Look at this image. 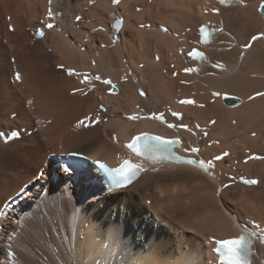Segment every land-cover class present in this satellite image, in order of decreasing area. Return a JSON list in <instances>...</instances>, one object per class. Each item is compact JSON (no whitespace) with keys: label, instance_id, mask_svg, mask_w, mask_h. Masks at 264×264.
Listing matches in <instances>:
<instances>
[{"label":"bare ground","instance_id":"bare-ground-1","mask_svg":"<svg viewBox=\"0 0 264 264\" xmlns=\"http://www.w3.org/2000/svg\"><path fill=\"white\" fill-rule=\"evenodd\" d=\"M238 1L221 8L213 0H0V132H20L0 142V206L33 182L6 217L0 264H217L211 239L251 224L264 237V0ZM114 16L125 28L113 27ZM202 21L219 29L208 59L226 70L188 76L194 63L186 53ZM139 22L150 29L138 31ZM89 75L100 82L81 83ZM223 96L241 103L228 106ZM182 99L193 105L182 107ZM169 108L184 113L169 135L215 160L213 179L185 166H146L132 187L102 194L53 161L37 178L50 153L80 152L117 166L129 156L123 145L132 134L165 133L147 116ZM238 176L258 185L243 187ZM253 264H264L263 244Z\"/></svg>","mask_w":264,"mask_h":264},{"label":"snow or ice","instance_id":"snow-or-ice-1","mask_svg":"<svg viewBox=\"0 0 264 264\" xmlns=\"http://www.w3.org/2000/svg\"><path fill=\"white\" fill-rule=\"evenodd\" d=\"M114 2L118 3V0H114ZM221 3H223V0H221ZM49 16L51 17V12H49ZM48 27L52 28L53 25L49 24ZM201 32H204L203 28L201 29ZM252 39L256 40L258 39V37L254 36ZM190 55L199 56L200 54L190 53ZM186 71H190V69H186ZM17 79H19V76H17ZM105 83H107V81ZM258 95H264V93H258ZM181 103H192V101H181ZM174 115H177V114L174 113ZM156 118L161 119V117H156ZM130 119H135V117H130ZM168 126L173 127V125L171 124H169ZM12 135L15 136V133H12ZM154 139L161 145L167 144V143H175V141H164L160 137H155ZM134 145H135V141H133V144L129 145V147L132 148L134 147ZM192 151H198V150L193 149ZM137 155H139V153H137ZM217 159H220V157H217ZM98 167L109 175L111 179V183L114 184L115 187L117 188L127 187L129 184L132 183L133 179L135 178L137 174L136 166L130 164L127 161H125L122 167L119 169H108L103 164H99ZM252 183L255 184L256 181H252ZM221 243H222V246L228 249V252L231 254V258L235 259L236 264H243L241 253H244L247 251V241L243 235H241L237 239L224 240Z\"/></svg>","mask_w":264,"mask_h":264},{"label":"rangeland","instance_id":"rangeland-1","mask_svg":"<svg viewBox=\"0 0 264 264\" xmlns=\"http://www.w3.org/2000/svg\"><path fill=\"white\" fill-rule=\"evenodd\" d=\"M89 4L91 5V3H89ZM121 13H122V12H121ZM135 13H138V12L135 11ZM121 15H122V14H121ZM1 17H2V16L0 15V20L2 19ZM111 17L113 18V16H111ZM121 19H122V18L117 19V18L114 16V19H113V27H115V29H116L117 31H120V30H122V28H125V27L123 26V25H124V20H123L124 18H123L122 20H121ZM78 20H79V18H78ZM139 23H140V24L143 23L144 25H140V24L137 23V25L140 26V27L137 26V30H138V31L140 30V28H141V29L143 28V27H141V26H144L145 29H146V25L148 24L147 22H146V23H145V22H142V23L139 22ZM135 27H136V26H135ZM148 30H149V29H148ZM141 31H142V30H141ZM109 35H110V37H111V34H109ZM116 41H119V39H117ZM101 48H102V46H101ZM155 55H157V54H155ZM156 57H157V58H160L159 61H157L158 59H157ZM156 57L154 56L153 61H154V62L157 61L158 63L161 62V60H162V56L158 54V56H156ZM155 60H156V61H155ZM66 73L71 74L69 71H67ZM168 75H169V74H168L167 72L164 73V74H163V79L166 80V81H168V80H167V79H168ZM137 92H138V95H142V93H143V91H142L141 89H139V88H138ZM238 99H239V98H238ZM4 109H5V110H8L7 102L4 103ZM110 118L112 119V118H113V115H110ZM231 123H232L233 125H235V121L232 120ZM11 166H12L11 163H8V164H7V169L9 170V168H11ZM22 171H23V170H19L18 173L21 175V174H22ZM0 194H1V193H0ZM0 196H2V195H0ZM4 238H6V237H4ZM7 240H8V238H7ZM1 257L3 258L2 255H1Z\"/></svg>","mask_w":264,"mask_h":264},{"label":"water","instance_id":"water-1","mask_svg":"<svg viewBox=\"0 0 264 264\" xmlns=\"http://www.w3.org/2000/svg\"><path fill=\"white\" fill-rule=\"evenodd\" d=\"M261 13L264 16V5L261 8ZM225 103L229 106H235L238 105L240 103V101L238 99H234V98H229V97H225Z\"/></svg>","mask_w":264,"mask_h":264}]
</instances>
